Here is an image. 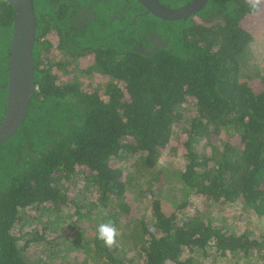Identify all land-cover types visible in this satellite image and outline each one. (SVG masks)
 <instances>
[{
  "label": "trees",
  "instance_id": "obj_1",
  "mask_svg": "<svg viewBox=\"0 0 264 264\" xmlns=\"http://www.w3.org/2000/svg\"><path fill=\"white\" fill-rule=\"evenodd\" d=\"M32 2L35 87L0 143V264H199L207 249L264 264V231L219 225L205 206L264 218V72L250 62L248 0H208L178 20L137 0ZM14 15L0 0V123ZM139 191L149 214L128 201ZM102 223L117 229L111 247Z\"/></svg>",
  "mask_w": 264,
  "mask_h": 264
},
{
  "label": "water",
  "instance_id": "obj_2",
  "mask_svg": "<svg viewBox=\"0 0 264 264\" xmlns=\"http://www.w3.org/2000/svg\"><path fill=\"white\" fill-rule=\"evenodd\" d=\"M15 10L12 23L7 69V99L0 123V143L10 139L20 128L27 114L34 90L32 51L36 37V16L32 0H9ZM147 12L163 19H186L200 11L208 0L165 8L158 0H137Z\"/></svg>",
  "mask_w": 264,
  "mask_h": 264
},
{
  "label": "rangeland",
  "instance_id": "obj_3",
  "mask_svg": "<svg viewBox=\"0 0 264 264\" xmlns=\"http://www.w3.org/2000/svg\"><path fill=\"white\" fill-rule=\"evenodd\" d=\"M247 24L257 34V37L251 44L252 57L250 62L261 72H264V0H262L259 12L251 17ZM166 154V152L163 153L159 162L162 166H170L172 168L173 165H168L170 157ZM173 164H178V161H174ZM128 201L136 215L139 213H143L144 215L150 213L149 207H146L148 200L145 198V194H142L140 191L130 192ZM205 206L207 209H210L213 217H215L214 221L219 225L225 224L227 228L237 231L239 230V226H247L255 232L264 231V218L254 215L251 210H246L241 205L211 202ZM206 252L207 255L197 257L196 261L199 264H230L234 260H237L234 257H230L232 259L220 257L214 253L213 249H207Z\"/></svg>",
  "mask_w": 264,
  "mask_h": 264
},
{
  "label": "clouds",
  "instance_id": "obj_4",
  "mask_svg": "<svg viewBox=\"0 0 264 264\" xmlns=\"http://www.w3.org/2000/svg\"><path fill=\"white\" fill-rule=\"evenodd\" d=\"M262 0H248L247 9L248 11L255 15L260 10V5ZM117 236V229L115 226L107 223L99 224L97 227V238L102 241L106 246L111 247Z\"/></svg>",
  "mask_w": 264,
  "mask_h": 264
},
{
  "label": "built area",
  "instance_id": "obj_5",
  "mask_svg": "<svg viewBox=\"0 0 264 264\" xmlns=\"http://www.w3.org/2000/svg\"><path fill=\"white\" fill-rule=\"evenodd\" d=\"M233 262H234V261H233ZM233 262H231V264H232Z\"/></svg>",
  "mask_w": 264,
  "mask_h": 264
},
{
  "label": "flooded vegetation",
  "instance_id": "obj_6",
  "mask_svg": "<svg viewBox=\"0 0 264 264\" xmlns=\"http://www.w3.org/2000/svg\"><path fill=\"white\" fill-rule=\"evenodd\" d=\"M234 261H236V260H234Z\"/></svg>",
  "mask_w": 264,
  "mask_h": 264
}]
</instances>
